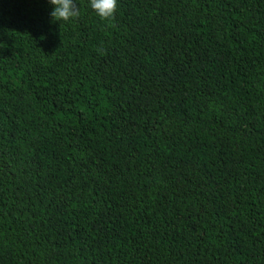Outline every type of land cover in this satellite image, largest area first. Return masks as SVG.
<instances>
[{
    "label": "trees",
    "instance_id": "trees-1",
    "mask_svg": "<svg viewBox=\"0 0 264 264\" xmlns=\"http://www.w3.org/2000/svg\"><path fill=\"white\" fill-rule=\"evenodd\" d=\"M0 0V264H264V0Z\"/></svg>",
    "mask_w": 264,
    "mask_h": 264
},
{
    "label": "clouds",
    "instance_id": "clouds-1",
    "mask_svg": "<svg viewBox=\"0 0 264 264\" xmlns=\"http://www.w3.org/2000/svg\"><path fill=\"white\" fill-rule=\"evenodd\" d=\"M119 0H88L89 7L101 19L111 18ZM51 5L49 16L54 23L67 22L79 16L80 10L77 0H48Z\"/></svg>",
    "mask_w": 264,
    "mask_h": 264
}]
</instances>
